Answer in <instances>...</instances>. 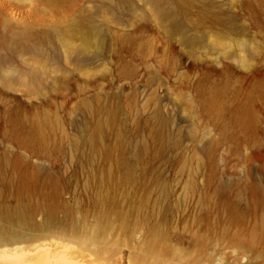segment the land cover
Segmentation results:
<instances>
[{
    "label": "rangeland",
    "instance_id": "1",
    "mask_svg": "<svg viewBox=\"0 0 264 264\" xmlns=\"http://www.w3.org/2000/svg\"><path fill=\"white\" fill-rule=\"evenodd\" d=\"M160 3L179 31L0 0V211L109 264H264V0Z\"/></svg>",
    "mask_w": 264,
    "mask_h": 264
},
{
    "label": "bare ground",
    "instance_id": "2",
    "mask_svg": "<svg viewBox=\"0 0 264 264\" xmlns=\"http://www.w3.org/2000/svg\"><path fill=\"white\" fill-rule=\"evenodd\" d=\"M99 1H109V0H99ZM147 2L150 3L152 6H154L156 13L163 20H167L171 23L168 26L169 32L179 31L174 25H172L173 13L168 7H165L162 3H160V0H147ZM7 216L8 215L6 214L5 211L2 210L0 211V264H109L110 263V262L106 263L107 259L109 258H107L105 262L103 261L104 259L99 260L98 253L101 254L103 250L102 251L100 250L101 249V246L99 248L100 244L97 245L98 242L96 241L97 237L94 234H93L94 236L85 235V237L83 236L76 237L71 235L70 237L69 235L71 233L70 232L71 230L73 233H75L79 229L77 230L72 228L70 230L68 228L70 233L68 232L69 235L67 240L65 241L62 238L63 236L60 237L59 234L54 235L52 231H47V232L44 231V233L42 234L29 233L28 232L29 230L26 231V229L23 228L24 225L22 224H25V222L22 219L13 220L10 219L9 216L8 217ZM27 226L29 227V225ZM78 236H80V234ZM96 246H98L97 248H99V251L96 248ZM103 247H105V245H103ZM105 251L106 250L104 249V252ZM108 257L110 256L108 255ZM112 259H115V257L114 258L112 257ZM116 260L109 259V261L112 262L113 261L116 262ZM136 261H139V259H137ZM118 263L121 264L120 262Z\"/></svg>",
    "mask_w": 264,
    "mask_h": 264
}]
</instances>
